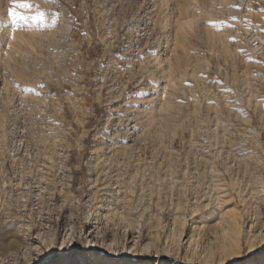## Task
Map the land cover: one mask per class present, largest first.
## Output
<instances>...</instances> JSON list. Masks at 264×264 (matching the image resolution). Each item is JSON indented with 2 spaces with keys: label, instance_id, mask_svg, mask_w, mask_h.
Masks as SVG:
<instances>
[{
  "label": "rangeland",
  "instance_id": "obj_1",
  "mask_svg": "<svg viewBox=\"0 0 264 264\" xmlns=\"http://www.w3.org/2000/svg\"><path fill=\"white\" fill-rule=\"evenodd\" d=\"M0 2V264H264V0Z\"/></svg>",
  "mask_w": 264,
  "mask_h": 264
},
{
  "label": "bare ground",
  "instance_id": "obj_2",
  "mask_svg": "<svg viewBox=\"0 0 264 264\" xmlns=\"http://www.w3.org/2000/svg\"><path fill=\"white\" fill-rule=\"evenodd\" d=\"M0 4H1V2H0ZM98 214L99 213L97 212V209H94V211L91 213V215L89 217V221H88L89 226H90L89 233L87 232V235L85 236V243H84L83 247H81V249H83L85 252L90 251V252H92L91 255H93L95 257L98 256L97 258L94 257V258L91 259V262H92L91 264H102V263H104V264H111V262H112L111 259L114 256L115 257L122 256V257L128 259V261H126L125 263H121V264H147L144 259L146 257H148V255L145 256V257H139L136 254H132L130 252L131 251V248L128 249L129 247L128 248L126 246L123 247L124 248L123 249L124 250L123 252H127V254H125V255H118V254H115V253L112 252V249L116 246V243L114 241L109 242L105 238L104 233H103V231L101 229H99V230L96 229L97 231L95 230V227H96V224L95 223L98 221ZM227 226H229V225H227ZM250 228H252V226ZM228 231L229 230H226L225 233H228ZM251 231L250 232L249 231L247 232L248 233V236H247V244L253 243L256 240V237H258V235H252L251 234ZM70 243L71 242H69V244ZM251 250H249V253L248 254H251L252 253ZM102 253L104 254V256H101L100 255ZM86 254L87 253H85V255H84L85 259L83 261H81V264H83L86 261V258H87V255ZM159 256L160 255H156V257H158V258H159ZM160 257L172 258L173 260H175V264L176 263L177 264H192L191 263V259L188 256H186L184 259L180 260L178 258V256L173 255L172 251H170V250H168L166 252V254H162ZM262 257H264V255L263 256H260V258H262ZM178 260H180V261H178ZM68 262H69V264H73V262L71 261V258L68 259ZM84 264H86V263H84ZM170 264H174V262L173 263H170Z\"/></svg>",
  "mask_w": 264,
  "mask_h": 264
},
{
  "label": "snow or ice",
  "instance_id": "obj_3",
  "mask_svg": "<svg viewBox=\"0 0 264 264\" xmlns=\"http://www.w3.org/2000/svg\"><path fill=\"white\" fill-rule=\"evenodd\" d=\"M13 3H14V8L9 9V15L12 17L13 25H15L17 19L25 20V19H27V17L19 14L14 9L17 8V7L18 8L28 9V8H31V5L28 4V3L17 2V0H13ZM32 20L43 24V22H44V14L43 13H38L36 16L32 17Z\"/></svg>",
  "mask_w": 264,
  "mask_h": 264
},
{
  "label": "built area",
  "instance_id": "obj_4",
  "mask_svg": "<svg viewBox=\"0 0 264 264\" xmlns=\"http://www.w3.org/2000/svg\"><path fill=\"white\" fill-rule=\"evenodd\" d=\"M247 41L250 44L251 49L258 53L263 48V40L260 37L257 30H251L247 36Z\"/></svg>",
  "mask_w": 264,
  "mask_h": 264
}]
</instances>
